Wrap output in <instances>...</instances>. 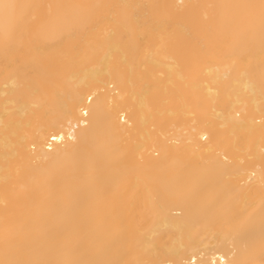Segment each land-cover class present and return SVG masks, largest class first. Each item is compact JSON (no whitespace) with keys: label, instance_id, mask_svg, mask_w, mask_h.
<instances>
[{"label":"bare ground","instance_id":"bare-ground-1","mask_svg":"<svg viewBox=\"0 0 264 264\" xmlns=\"http://www.w3.org/2000/svg\"><path fill=\"white\" fill-rule=\"evenodd\" d=\"M0 264H264V0H0Z\"/></svg>","mask_w":264,"mask_h":264},{"label":"snow or ice","instance_id":"snow-or-ice-1","mask_svg":"<svg viewBox=\"0 0 264 264\" xmlns=\"http://www.w3.org/2000/svg\"><path fill=\"white\" fill-rule=\"evenodd\" d=\"M0 7H2L7 12V10L12 9L15 6L14 5H10V4H2V5H0Z\"/></svg>","mask_w":264,"mask_h":264}]
</instances>
